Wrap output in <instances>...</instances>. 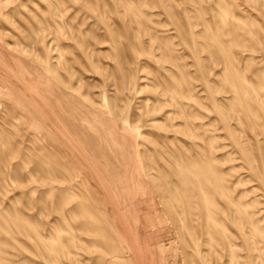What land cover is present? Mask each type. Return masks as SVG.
<instances>
[{"label": "rangeland", "instance_id": "1", "mask_svg": "<svg viewBox=\"0 0 264 264\" xmlns=\"http://www.w3.org/2000/svg\"><path fill=\"white\" fill-rule=\"evenodd\" d=\"M0 264H264V0H0Z\"/></svg>", "mask_w": 264, "mask_h": 264}]
</instances>
